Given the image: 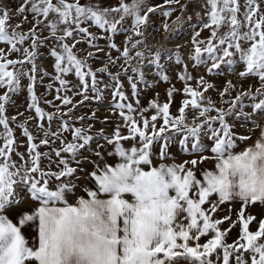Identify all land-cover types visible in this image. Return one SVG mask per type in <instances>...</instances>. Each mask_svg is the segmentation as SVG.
I'll list each match as a JSON object with an SVG mask.
<instances>
[{
  "label": "snow or ice",
  "instance_id": "6c2138e0",
  "mask_svg": "<svg viewBox=\"0 0 264 264\" xmlns=\"http://www.w3.org/2000/svg\"><path fill=\"white\" fill-rule=\"evenodd\" d=\"M187 4L188 0L183 4L163 0L158 5H150L149 0H118L115 6L101 7L80 0H20L16 12L21 19L14 26L9 13L0 10V43L9 46L7 54L0 48V88L5 89L0 94L4 130L0 133V264H264V218L257 221L254 215H245L250 206L264 205V125H256L260 133L254 144L236 152L238 141L251 137L234 132L235 125L229 122L233 116L250 119L251 113L243 112L245 98L252 102L253 112L264 114V0H203L202 12L196 13L199 30L193 31L189 56L197 67L208 65V74L221 70L222 65L230 69L241 65L242 70L236 73L233 69L234 74L242 81L257 78L255 91L249 85L223 101L229 105L227 109L218 108L206 96L215 86L204 76L194 78L178 56L182 92L170 87L167 102L161 104L157 94L148 106L141 107L138 84L151 86L144 69L154 66L159 81L165 83H170V77L159 63L160 54L149 59L138 50L143 41L133 37L144 36L150 14L159 12L170 18L177 11L171 5H179L183 13ZM24 23L32 27L21 31ZM93 26L101 30L100 35L90 31ZM162 27L169 28L167 19ZM205 30L209 35L201 37ZM44 31L47 36L42 35ZM117 34L125 36L122 47L114 42ZM101 39L118 55L105 53L106 62L93 70L89 60L95 53L87 52L82 58L78 52L83 50L77 45L103 52L98 43ZM42 47L49 48L53 74L37 65L44 55L39 51ZM11 53H21L23 58L9 59ZM120 61L119 70L111 72L109 65L115 67ZM69 74H74L77 83L66 79ZM104 74L109 83L100 78ZM122 76L128 81L135 107L123 90ZM46 77L58 83L55 100L60 104L44 100L55 109L52 113L40 106L36 94L37 84H43ZM25 78L27 107L34 112L28 120H38L43 138L35 142L38 137L29 131L28 121L17 124L26 138V151L19 152L21 145L10 127L16 117L6 115V105L20 92ZM193 79L195 88L189 83ZM44 86L50 90L53 83ZM109 88L110 107L122 121L111 135L101 130L94 136L91 124L84 128L70 123L96 119L95 112L79 117L73 113L85 101L102 100ZM235 88L229 80L218 91L223 98L231 96ZM68 92L81 99L74 104ZM178 92L183 99L177 114H172L173 96ZM188 110L196 114L191 124ZM97 137L108 148L97 142V149L92 150L95 159L84 157L81 150L90 148ZM57 140L58 148L54 146ZM173 143L193 158L166 163L175 160L169 151ZM41 146L50 151H39ZM13 154L19 160H13ZM108 158L115 159L109 163ZM206 161H215L214 169H199ZM84 162L93 166L86 176L91 186L81 187L77 173L85 171ZM77 188L83 195H77ZM70 195L76 197L74 204L68 201ZM225 203L240 204L235 221L231 215L215 218ZM225 221H231L227 229L221 227ZM253 222L258 224L255 231L250 228ZM237 224L239 234L228 243L227 236ZM25 228L35 229L31 245L23 234ZM202 238L206 242L201 243Z\"/></svg>",
  "mask_w": 264,
  "mask_h": 264
},
{
  "label": "rangeland",
  "instance_id": "374dc122",
  "mask_svg": "<svg viewBox=\"0 0 264 264\" xmlns=\"http://www.w3.org/2000/svg\"><path fill=\"white\" fill-rule=\"evenodd\" d=\"M82 4L84 3H91L94 5H100L101 7H107V6H115L118 3V0H80ZM185 3V0H181V4ZM203 3V0H188L187 8L182 13L179 10V5H171V7H174L177 9V11L173 12L172 16L170 18H165L157 12L156 14H150L149 19V26L144 28V36L143 37H133L134 40L140 39L143 41V44L141 45L140 49L141 51H144L145 56L151 59L156 53L160 54V65L161 67L166 71V73L170 77V83H165L163 81H159L156 72L157 69L154 66L149 65L144 69L145 76L148 81V85H151L150 87L141 83L138 84V89L140 91L139 94V103L141 107L148 106L149 102L153 99L157 98L159 102L162 104L164 102H167V95L166 92L170 87H175L176 89L181 90L184 88V83L178 80V75L180 71H182V66L177 65L176 60L177 57H181L184 64L187 65L188 72L194 77L199 78L200 76H204L205 80L208 82H211L215 87L213 89H210L206 96L211 97V99L215 102L216 107L218 108H225L227 109L229 107L228 104H225L224 100H229L231 98H234L235 95H237L242 90H247L249 85L253 86L252 90L255 91V88L259 86L257 78H246L243 81L234 74V71L238 73L242 70L241 65H233L230 69L227 65H222L221 70H214L213 74H208L206 71V67L208 65H200L196 66L193 61L189 59L190 54L192 53V35L194 30H199L198 23L199 18L197 16V12H202L201 4ZM20 0H0V10H6L11 19L10 24L16 25L20 22V16L16 12V9L19 7ZM150 5H158L163 4V0H149ZM4 5L6 7H4ZM10 11H9V10ZM113 16H116V14H113ZM177 17H180L177 19ZM29 20H31V16L29 15ZM118 18V16H116ZM167 19V23L169 24V29H171L174 26V32H167L162 27V23L164 20ZM181 23V24H180ZM179 24V25H178ZM87 26V25H85ZM32 25L30 23H24L23 28L20 29L21 31H27ZM90 31L100 35L101 30L97 29L95 26L90 28ZM42 35L47 36L48 32L44 31ZM209 35V32L207 30L203 31L201 33V37H207ZM125 39L124 34H117L114 37V42L118 46H123V41ZM101 48H104L103 52L96 53V50L87 46L86 44H78L77 49H81L83 51L78 52V55L80 57H84L87 52H93L95 53V58L89 60V64L93 68V70L98 69L103 66V64L106 62L105 53L111 52V55L113 57H116L118 53L115 50H110L106 47V44L108 43L107 40L101 39L98 41ZM28 44L26 43L24 47H27ZM8 45L4 43H0V48L4 49L7 54ZM40 52L44 53V55L39 56L37 60L38 67H42L43 69H46L48 73L53 74V58H51L48 55L49 48L48 47H42L39 49ZM9 59H19L23 58L21 53H11L8 54ZM122 63V61L118 62L115 67L109 65V69L111 72L115 73L119 70V64ZM135 63V61H133ZM210 65V62H209ZM19 67V65H17ZM26 68H30V65H25ZM234 69V71H233ZM99 75V74H98ZM105 83H109V78L107 74H104L102 77H100ZM66 79L71 83L75 84L77 83V80L74 76V74H69L66 76ZM121 80L123 81L124 85V91L129 97V102L133 103V106L135 107V99L131 96V89L129 87L128 81L123 76L121 77ZM232 81L234 85H236V88L231 92V96H225L221 98L218 89H223V87L226 84V81ZM49 83H53V88L50 90H46L44 85H47ZM193 88L197 86L196 79H193L189 82ZM28 84V80L25 78L22 80V87L19 93L12 95V103L6 105V115L11 117H16V123L10 122V127L14 131V135L16 137L17 144L21 145L17 148V151L19 152H25L26 151V138L22 136V130L17 127V124L21 122L28 121V127L29 131L38 139L35 141L36 143H39V139L43 138V132L40 131L37 127L38 120H28L30 116L34 115V112L32 110H29L27 107L28 100H27V88L26 85ZM243 85V87H241ZM58 87V83H54L50 78L46 77L44 79L43 84H37L36 86V94L40 97V106L49 113L55 112V109L49 105L45 104L44 100L53 101L55 104H60L59 100H55L56 92L55 88ZM103 87V85H101ZM5 91L4 88H0V94H3ZM67 95L73 97V103L76 104L81 97L75 96L73 92H68ZM89 95H93L91 92ZM183 97L180 92L174 93L173 96V102L171 105V113L177 114V110L181 104ZM112 104V95H111V88L105 89L103 92V99L102 100H95L90 99L88 101H85L83 105L78 106L77 109L74 110L73 117H79V116H90L93 112L96 113V119L94 120H85L83 122L72 120L70 123H74L76 127H84L87 128L89 124L92 125V129L90 134L96 135L101 130L107 135H111L114 131V128L117 123H122V121L119 119V116L116 114H113V110L111 109ZM244 108L243 112L245 114L251 113L250 119L245 121L243 117H236L233 116L230 118L229 122L233 123L235 127L233 128V131L244 136L251 137L249 140L245 142H239L238 146L235 149V151H241L244 145L250 144L252 141L257 139L260 133V129L256 127L257 124L264 125V114L262 113H256L253 112L251 104L252 102L245 98L243 101ZM63 111H67V108H63ZM22 113V115H20ZM215 115V113H212ZM146 115H151V112L146 113ZM195 113L191 110H188V119L187 122L191 124L193 122V119L195 117ZM64 119H68V117H64ZM40 123H44V126L47 127L46 121H39ZM199 122L198 120L196 121ZM53 131L55 130V122L53 123ZM3 127L0 126V133H2ZM124 134L126 133V130L124 131ZM65 136L71 140V136L68 133H65ZM97 142L100 144H103L105 148H108V145L106 142L102 139H99L97 137V140H94L90 148H86L81 150L82 155L84 157H90L91 159H95V156L93 155L92 150L97 149ZM207 143V141H205ZM3 141L0 140V144H2ZM55 147H60V141L55 142ZM111 150V149H109ZM39 151L41 152H49L50 149L45 146H41L39 148ZM171 154L175 157V160H168L169 162L176 164H180L184 162L185 160H190L193 158L192 155L187 154L185 152H182L180 150V147L173 143L171 148L169 149ZM205 155H209V153H205ZM53 159H55V156H53ZM112 158H108V162H110ZM13 160H19V158L13 154ZM114 160V159H112ZM48 163L47 160L43 161V164L46 165ZM205 164L209 165L210 161H206ZM204 164V165H205ZM75 166V165H73ZM81 167L85 169L83 173H80L78 170V175L81 177L77 183L82 187L85 185L91 186V181L86 178L87 173L91 172L93 169V166L91 163L84 162ZM54 168V166H53ZM205 169H211L210 166H206ZM77 195H83L80 188H77L76 190ZM76 200L75 196H69L68 201L69 203L74 204ZM231 208V213L229 212V209ZM240 208L239 203H225L221 205L220 209L215 213V218H223L225 216L231 215V220L235 221L237 219L236 213ZM254 215L256 217V220L259 221L261 218H264V205L256 204L254 206H250L245 210V215ZM231 221H225L223 225L221 226L224 229H227L230 225ZM258 227V224L256 222H253L250 225L251 230L255 231ZM240 231L239 224L236 225V227L232 228L231 232L227 236V242L232 243L238 236ZM206 242L205 238L201 239V243Z\"/></svg>",
  "mask_w": 264,
  "mask_h": 264
},
{
  "label": "crops",
  "instance_id": "0c3cea01",
  "mask_svg": "<svg viewBox=\"0 0 264 264\" xmlns=\"http://www.w3.org/2000/svg\"><path fill=\"white\" fill-rule=\"evenodd\" d=\"M256 141V139L254 140V141H252L250 144H248V145H244V147L242 148V149H244L245 147H247V146H249V145H252V144H254V142ZM237 152V151H236ZM239 152V151H238ZM112 159H115V158H112ZM110 160V162L109 163H112L113 162V160ZM109 161V160H108ZM156 163H158V161H156ZM166 163H171V162H169V161H166ZM205 163H203V164H201V165H199L198 167H199V169H205V167L206 166H210L211 167V169H214V167H215V161H210V164L208 165H204ZM197 175H198V177H200V178H202L201 176H200V171L198 170L197 171ZM9 215V218L10 219H12L13 220V222L14 223H16L17 222V220H16V217H14V216H12V214L11 213H9L8 214ZM23 231V234L25 235V237H26V239H28V241H29V243H30V245L33 243V240H34V237H35V229L34 228H25V229H23L22 230Z\"/></svg>",
  "mask_w": 264,
  "mask_h": 264
},
{
  "label": "bare ground",
  "instance_id": "6f19581e",
  "mask_svg": "<svg viewBox=\"0 0 264 264\" xmlns=\"http://www.w3.org/2000/svg\"><path fill=\"white\" fill-rule=\"evenodd\" d=\"M4 7H6V6L4 5ZM8 10H9V9H8ZM9 11H10V10H9ZM180 24H181V23H180ZM178 25H179V24H178ZM168 31L171 32V33H173V32H174V26H173L171 29H169ZM168 31H167V32H168ZM169 32H168V33H169Z\"/></svg>",
  "mask_w": 264,
  "mask_h": 264
}]
</instances>
